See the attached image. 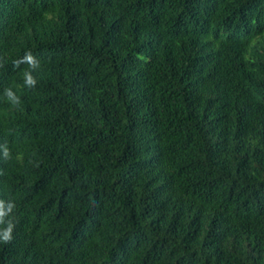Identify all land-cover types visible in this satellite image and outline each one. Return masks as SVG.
Segmentation results:
<instances>
[{
	"label": "trees",
	"instance_id": "trees-1",
	"mask_svg": "<svg viewBox=\"0 0 264 264\" xmlns=\"http://www.w3.org/2000/svg\"><path fill=\"white\" fill-rule=\"evenodd\" d=\"M0 62V264H264V0H0Z\"/></svg>",
	"mask_w": 264,
	"mask_h": 264
},
{
	"label": "clouds",
	"instance_id": "clouds-1",
	"mask_svg": "<svg viewBox=\"0 0 264 264\" xmlns=\"http://www.w3.org/2000/svg\"><path fill=\"white\" fill-rule=\"evenodd\" d=\"M20 64H27L28 68L23 72L24 84L27 88H34L37 84V79L32 75L33 71L39 70L41 67L40 61L33 55L31 50L25 52V54L13 61V66L18 68ZM0 67H3V62H0ZM4 96L13 105H18L20 103V97L13 91L12 87H6L4 89ZM3 158L5 160L10 159L11 153L10 149L4 144ZM6 201L0 199V223H5L4 217L9 216L16 207L15 202L12 200L7 201V206L5 207ZM6 227L0 229V240L4 243H9L12 239V232L14 229V222L12 219L6 221Z\"/></svg>",
	"mask_w": 264,
	"mask_h": 264
}]
</instances>
